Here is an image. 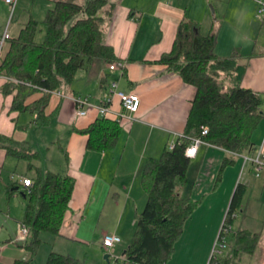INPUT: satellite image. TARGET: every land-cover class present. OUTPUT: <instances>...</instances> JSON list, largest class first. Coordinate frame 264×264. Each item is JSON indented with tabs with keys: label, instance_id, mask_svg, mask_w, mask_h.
<instances>
[{
	"label": "crops",
	"instance_id": "crops-1",
	"mask_svg": "<svg viewBox=\"0 0 264 264\" xmlns=\"http://www.w3.org/2000/svg\"><path fill=\"white\" fill-rule=\"evenodd\" d=\"M115 1L116 5L112 18L106 26L105 37L107 43L114 48L118 57L116 61H123V68L112 70L110 62L104 61L105 69H98L96 79L99 92L94 98L90 92H86L84 88L81 89V86L76 83L80 71L86 68L80 69L71 85L51 94L46 107V113H55L48 125L56 123L57 132L52 145L55 149L57 146L61 152L55 153L57 160L48 154L43 164L52 171H67L75 178L70 209L61 231V235L67 238H77L70 233L72 231H94L106 205L116 206L119 210H114L116 213L113 217L112 213L107 214L108 217L111 215V221L107 228L102 229L104 232L102 240L107 232L118 235H120L118 232L125 231L134 233L136 214L141 211V207L147 201V194L141 181L145 162L148 157L160 156L166 146L178 140L185 129L191 102L197 91L196 87L186 82L180 74L169 71L166 64L157 61L164 52L172 48L180 22L186 17L195 20L202 34L218 28L215 51L220 56L230 55L236 49L243 53L257 50V40L253 46L250 44L245 48L242 41H236V37L232 39L233 36L228 33H222L224 37L221 38L224 23L226 25L229 23L228 26L235 23L233 27H226L229 30L234 28L233 34L236 33L235 28L239 27V30H242L248 27L245 34L249 35L247 38H253L255 36L253 28H257L258 22H264V14L261 16L258 13L256 0H215L221 7L223 4L226 5L225 10L223 9L224 21L220 26L218 25L220 19L215 15L216 11L220 12L219 5L216 2L212 4L213 0ZM210 7H213V12ZM29 12L33 14L32 10ZM224 39L228 41L225 42ZM259 51L263 52L249 59L242 84L264 93V47ZM113 80L118 82L119 88L137 93L141 99L140 106L136 112L132 113L133 118L121 119L122 130L113 147L105 150L88 148V135L78 132L74 127H86L100 115L97 107L107 96L108 86ZM5 81L6 77L0 75V133L20 141L29 140L31 131L41 127L36 126L34 122L35 114L29 110L20 111L13 108V99L17 91L4 93L2 86ZM42 93L41 90L35 91L26 102H33L41 97ZM74 95L86 97L92 104L87 106L85 115H76V103L72 98ZM108 106L112 110H119L121 108L119 98L112 97ZM63 130L66 133L65 139L61 133ZM253 140L256 148L264 145V117L253 133ZM59 142L66 148L67 156L61 150ZM227 153L219 146L204 143L199 146L194 156V159L202 163L201 169L208 160L211 165L203 170L204 175L200 173L195 179L197 195L193 193L191 196L202 198L199 223L194 227L195 232H191L194 250L199 255L201 264L209 263L213 245L225 224L234 190L241 181L246 184L247 190L240 212L235 216L240 223L238 227L234 225V221L229 223L230 230L226 233L235 234L240 230H248L258 232L259 237L252 251H243L235 255L231 264H264V224L261 229L245 224L248 209L253 211L257 207L258 200H264V170L257 176L251 163L244 164L243 161L240 173L236 172V168L239 167L237 157L242 156L239 154L235 157V175L232 181L220 182L219 173L216 175L215 163L223 162ZM10 157L6 150L0 147V264H13L15 259L19 258L6 253L12 251L11 245H14L11 244V242L14 243L12 232L14 234L16 231V224L11 228L10 225L5 227V223L9 221V216H12L11 203L15 195L21 193L18 191L10 195L9 184L17 179L22 183L26 174L17 173L15 167L18 162ZM13 166L15 167L12 169ZM221 177L223 178L222 174ZM180 186L177 187L179 192H181ZM212 200L217 201L215 207ZM206 211L212 216L211 222L204 216ZM125 214H128V218L124 220ZM187 227L186 220L184 229ZM185 233L187 232H183ZM4 234L9 235L4 237ZM230 234L223 235L220 246L222 251L218 254L233 256L231 249L236 236L232 238ZM181 238L176 242L174 255L177 253V244L179 247L184 244ZM16 247L24 252L23 246ZM102 247L105 248L103 241Z\"/></svg>",
	"mask_w": 264,
	"mask_h": 264
},
{
	"label": "trees",
	"instance_id": "trees-1",
	"mask_svg": "<svg viewBox=\"0 0 264 264\" xmlns=\"http://www.w3.org/2000/svg\"><path fill=\"white\" fill-rule=\"evenodd\" d=\"M50 1L43 19L30 14L19 33H10L5 39L0 53V75L6 77L3 92L16 90L13 108L35 114L34 122L40 127L48 125L55 116L53 112L46 113L53 92L71 85L80 69L96 61L118 60L105 37L115 0ZM40 25L45 27V35L37 40L38 31L43 30ZM218 32L215 28L202 34L198 23L186 17L179 24L172 48L157 60L193 84L197 91L178 140L173 146H166L160 156L147 158L141 177L147 194L145 207L136 214L130 242L119 257H109L107 264H166L174 255L186 220L202 201L181 194L177 188L188 183L191 157L185 149L194 135H201L207 143L228 152L220 170L234 163L236 155L256 149L253 133L264 117V93L244 86L242 79L249 59L263 51L243 53L236 49L230 55L220 56L215 51ZM195 37H198L196 44ZM37 90L43 92L41 97L27 103V98ZM204 125L208 127L206 134L201 133ZM74 129L88 135V148L105 150L114 146L122 121L111 115H99L88 126ZM59 146L67 156L62 143ZM0 147L10 156L28 160V169L35 172L23 177L31 178V185L17 179L8 187L10 195L19 191L25 201L20 222L29 227V233L21 246L32 253L26 259H15L13 264H29L42 242V232L61 235L75 178L67 171H52L37 164L35 160H42L43 156L29 140L20 141L0 133ZM246 190V184L240 181L225 224L232 223L240 212ZM230 236H236L231 249L233 256L216 254L208 264H231L235 255L254 249L259 233L240 230ZM45 264L83 263L77 257L52 250Z\"/></svg>",
	"mask_w": 264,
	"mask_h": 264
},
{
	"label": "rangeland",
	"instance_id": "rangeland-1",
	"mask_svg": "<svg viewBox=\"0 0 264 264\" xmlns=\"http://www.w3.org/2000/svg\"><path fill=\"white\" fill-rule=\"evenodd\" d=\"M216 2L217 5H219L218 1L213 0L212 4ZM49 4H51L50 0H17L16 6L14 10L11 9V6L9 3L5 2V0H0V35L3 34V32L8 29L10 33L13 35H16L19 33L20 27L30 18V12L29 10H32L33 15L35 18L38 20L43 19ZM213 6V5H212ZM226 5L223 4L221 7L219 5V11L215 12V15L219 17L220 22H218L219 26L222 24L224 21L223 15L225 10ZM211 11L213 12V7L211 8ZM263 14H261L262 16ZM229 24V23H228ZM226 23L223 25V30L221 31V34L228 33V35L233 36L232 39L235 37L237 38L236 41H242L244 47H248V45L254 44V42L257 40V46L256 49L259 51L264 47V22L262 23L258 22L256 25L257 28H253V31L255 33V36L247 38L249 35L245 34L246 31L248 30V27L246 29L239 30L238 28L236 29V33L233 34L232 32L234 31V28L229 30L226 29L228 26ZM233 25L235 23H232ZM233 25H230L228 27H233ZM43 30H39L37 33V40H42L44 35H45V27L43 25H40ZM250 28H252V25H250ZM224 34L221 35V38L224 37ZM229 40V38H228ZM227 40V41H228ZM247 40V41H246ZM225 42L226 39H224ZM222 46V45H220ZM221 49V48H220ZM98 69L103 70L105 69V62L103 60L96 61L92 63L88 68L83 69L80 71L79 75L77 76V81L76 83L81 86V89H85L86 92H90L92 97L94 98L95 95L99 92L97 89V83L98 80L96 79L98 77ZM85 93V92H84ZM54 122V121H53ZM56 132H57V127L56 123H52L51 125H46L41 127L40 129H34L31 131L30 136H29V141L36 147L39 151L42 153V160H35L37 164H41L45 166L43 163L48 158V154H50L51 157H53L55 160L57 152L59 151V148L56 146L55 147L52 145L53 142L52 140L55 139L56 137ZM62 135H64L63 139H65V131L63 130ZM61 154V153H60ZM13 160L18 162L16 164V167L13 166L12 169L15 167L16 171L18 174L23 175V174H29V175H34V170H29L28 169V160L24 158H16L14 156H11ZM238 160V166L236 169V172L241 171V164L243 163V157L239 156L237 157ZM222 162V161H221ZM221 162L218 163V161L215 163V168H216V175L221 171V174L223 175V178L221 177L219 181L223 183L225 182H230L233 179V176L235 175V163L234 164H228L226 165L222 170H220V165ZM201 162L199 160L194 159V157H191L190 159V164H189V169H188V177L189 181L185 185H181V194L185 196H192L194 193L195 195L197 192L196 188V182L195 179L199 176L201 173L204 175V171L206 168L210 167L209 160L205 162L204 168H200ZM214 166V164H213ZM243 175V173H241ZM222 184V183H221ZM223 189V187H220ZM221 191V190H220ZM200 197V196H198ZM217 202V201H216ZM216 202L212 200L213 207L216 206ZM146 203V202H145ZM145 207V204L141 207V210ZM201 206L199 205L195 211L191 214L190 217L187 219V224L188 227L185 228L183 232H187L183 235H181V242L184 244L179 245L177 249V253L171 257V259L168 261L169 264H201L199 259V255L196 253L195 245H194V240L191 239L192 234L191 232H195L194 227L196 224H198V219L200 217V210ZM208 208V207H207ZM25 209V201L21 195V193H17L15 195V199L11 203V210H12V216H9V221L5 223V227H10L12 228L14 224H16V231H14L13 235V242H11V245L13 248H11L12 251H8L9 255L12 256H18L19 258L26 259L31 256V252L27 250L25 247L24 252L20 251L17 249L16 246L23 244L24 239H17L18 235V225H19V220L23 216V211ZM215 209V208H214ZM118 211L119 208L116 206H111V205H106V209L101 216V219L97 225V228H95L94 231L89 230V232H70L72 235H74L77 238H67L63 235H55L54 233L44 231L40 234L42 242L38 248L37 253L34 255L33 259L30 261L29 264H45L47 257L49 253L52 250L62 252L65 254L72 255L74 257H77L80 259V261L83 264H107V260L105 259L104 255L106 252H109L106 248L102 247V235L104 232H102L104 228H107L109 226V223L111 221V215L110 217L107 216V214L112 213V217L116 213L115 211ZM197 210V211H196ZM202 210V209H201ZM209 211V210H208ZM205 212V211H204ZM206 216L207 220L211 222L212 216L209 215L206 211ZM107 217V218H106ZM128 218V214L124 215V220ZM264 200H258L257 202V207L256 209L254 208L253 211L251 209H248V213L246 215L245 219V224H248L249 226H252L255 229H261L262 225L264 224ZM239 219L235 218L234 219V225L236 227L239 226ZM223 227V226H222ZM109 229V228H108ZM222 229V228H221ZM70 231V230H69ZM120 235L121 240L116 243L115 245V252H113L114 255L120 256L123 249L128 245L129 239L133 235V232H118ZM224 232L223 235H229L230 233ZM9 234H4V237H8ZM79 235V236H78ZM80 239V240H79ZM82 239V240H81ZM223 239H217V241L213 245V250L212 253L215 252L217 254V250L221 246V242ZM225 241V240H224ZM18 244V245H17ZM6 253L4 254L6 256ZM186 255V256H185ZM202 255V254H201ZM188 256V257H187ZM187 258V259H186ZM207 264V263H206Z\"/></svg>",
	"mask_w": 264,
	"mask_h": 264
},
{
	"label": "built area",
	"instance_id": "built-area-1",
	"mask_svg": "<svg viewBox=\"0 0 264 264\" xmlns=\"http://www.w3.org/2000/svg\"><path fill=\"white\" fill-rule=\"evenodd\" d=\"M11 6V9L14 10L17 0H5ZM258 2V13L264 14V0H256ZM10 32L6 29L0 37V53L4 44V41L7 37H9ZM110 68L115 70L117 68H123L124 63L123 61H112L109 63ZM108 94L103 100V102L98 105V111L100 115H111L117 120L121 119H131L133 118L132 113L136 112L140 106V96L134 92H127L121 88H119L118 82L113 80L108 86ZM112 97L119 98L121 103V108L119 110H112L108 103L111 102ZM73 100L76 103V115L82 116L87 113V106H91L92 104L89 102L88 98L82 97L79 95L72 96ZM202 134H206L208 131L207 126H202ZM207 143L201 135H194L189 145H187L185 149V153L189 157H194L198 151V148L201 144ZM174 144V143H173ZM171 144L170 146H173ZM244 164L251 163L254 167L255 174L257 176L261 175L262 171L264 170V145L258 146L254 151L249 153H242ZM24 185H31L32 180L29 177L23 178ZM230 230V224H224L222 228V232L218 237L220 240L223 239V233ZM29 233V227L24 223L19 222L18 225V235L17 239H26ZM121 240L120 236L113 232H107L104 234L103 237V245L104 247L110 251V257L115 259L119 256L114 255L112 251H114V247L117 242ZM222 251L221 247L217 250V254ZM216 254L215 252L212 253L211 259L214 260ZM164 264V263H161Z\"/></svg>",
	"mask_w": 264,
	"mask_h": 264
},
{
	"label": "water",
	"instance_id": "water-1",
	"mask_svg": "<svg viewBox=\"0 0 264 264\" xmlns=\"http://www.w3.org/2000/svg\"><path fill=\"white\" fill-rule=\"evenodd\" d=\"M198 42V37H195V44ZM105 259L107 261H109V257H110V253L109 252H106L105 255H104Z\"/></svg>",
	"mask_w": 264,
	"mask_h": 264
}]
</instances>
